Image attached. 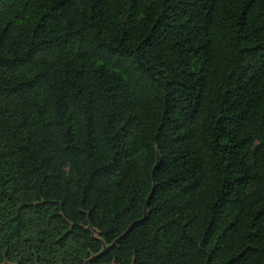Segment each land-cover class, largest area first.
Returning a JSON list of instances; mask_svg holds the SVG:
<instances>
[{
	"label": "trees",
	"instance_id": "trees-1",
	"mask_svg": "<svg viewBox=\"0 0 264 264\" xmlns=\"http://www.w3.org/2000/svg\"><path fill=\"white\" fill-rule=\"evenodd\" d=\"M87 261L264 264V0H0V264Z\"/></svg>",
	"mask_w": 264,
	"mask_h": 264
},
{
	"label": "water",
	"instance_id": "water-1",
	"mask_svg": "<svg viewBox=\"0 0 264 264\" xmlns=\"http://www.w3.org/2000/svg\"><path fill=\"white\" fill-rule=\"evenodd\" d=\"M159 159H160V156H159V154H158V162H159ZM158 162H157V164H156V167H157V165H158ZM154 188H155V184H154V187H153L152 191L150 192V194H149V196H148V198H147V200H146V204H145V217H144V219H142V221L146 219L147 206H148L149 200H150V198H151V196H152V194H153V192H154ZM134 224H135V222H133V223L130 225V227L128 228V230L126 231V233L129 232V230L131 229V227H132ZM126 233H124V234L121 235L118 239H116V240H115L110 246L105 247V249H104V251H103L102 253H105L109 248H111L112 246H114V245H115V244H116V243H117L122 237H124V235H125ZM102 253H100V254H102ZM100 254H99V255H100ZM85 264H89L88 261H87Z\"/></svg>",
	"mask_w": 264,
	"mask_h": 264
}]
</instances>
